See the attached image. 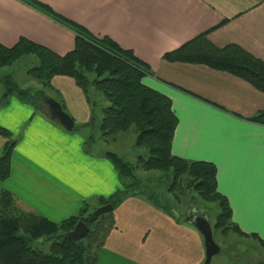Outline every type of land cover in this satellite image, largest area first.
Wrapping results in <instances>:
<instances>
[{"label": "crops", "instance_id": "obj_1", "mask_svg": "<svg viewBox=\"0 0 264 264\" xmlns=\"http://www.w3.org/2000/svg\"><path fill=\"white\" fill-rule=\"evenodd\" d=\"M39 1L146 64L151 75L143 84L170 100L178 121L172 155L212 163L232 223L264 240V126L249 121L264 109V94L226 72L162 58L224 21L208 34L209 41L217 47L236 44L264 62V0ZM20 38L61 56L75 40L70 30L23 1L0 0V44L11 48ZM51 84L63 100L67 91L69 115L88 122L90 108L74 81L56 76ZM0 126L17 139L1 187L22 210L62 221L78 214L84 201L119 188L111 163L100 153L83 152V133L61 130L14 96L0 106ZM4 143L0 138V153ZM113 217L97 264H203L202 237L191 225L177 224L133 198Z\"/></svg>", "mask_w": 264, "mask_h": 264}, {"label": "trees", "instance_id": "obj_2", "mask_svg": "<svg viewBox=\"0 0 264 264\" xmlns=\"http://www.w3.org/2000/svg\"><path fill=\"white\" fill-rule=\"evenodd\" d=\"M21 1L70 30L74 34V48L61 56L25 38H20L11 48L0 44V68L32 56L35 61H31L34 64L27 74L40 84L38 89H23L10 74L2 76L0 83L4 85V93L0 98V106L6 105L8 98L14 96L48 119L43 112V105L51 97L45 91L53 88L51 82L54 77L71 78L86 96L93 89L100 92L107 100V105L101 108V117L97 122L96 113L93 112L95 104L91 103L93 111L89 121L81 126L75 124L69 133H77L82 129L91 132L98 130L101 137L107 138L133 128L136 146L147 154L146 157L138 156V165L145 171H160L163 177H158L156 186H149L140 182L135 175L136 166L124 162L114 152H100L115 169L119 188L108 197L98 196L84 201L76 216L53 223L38 214L22 210L12 193L1 187L10 175V158L17 139L0 126V138L5 140L0 153V264H97L105 240L114 228L113 213L129 197L143 199L177 224L190 225L185 221L186 218L180 219L176 215L178 208L164 197L165 193L173 194L178 202L179 189L180 192L189 189L187 206L197 203L199 199L216 205L218 212L212 230L220 228L226 235L231 227V232L239 237H253L264 247V240L256 235L246 236L232 223L228 201L217 190L216 167L212 163L187 161L172 155L171 145L178 121L170 100L143 84V77L151 75L146 64L131 50L122 49L109 37L93 36L86 28L54 12L47 4L39 0ZM223 24L224 21L164 53L162 58L167 62L203 65L226 72L264 93L262 60L236 44L217 47L207 38L211 31ZM54 100L64 110L63 104ZM49 121L65 131L57 122ZM249 121L264 126V109L249 118ZM94 134H88L83 142L84 153L90 156L99 153ZM105 205H110L112 210L98 217L92 216L96 208ZM78 221L87 225L88 232L82 239L71 241L66 234Z\"/></svg>", "mask_w": 264, "mask_h": 264}, {"label": "rangeland", "instance_id": "obj_3", "mask_svg": "<svg viewBox=\"0 0 264 264\" xmlns=\"http://www.w3.org/2000/svg\"><path fill=\"white\" fill-rule=\"evenodd\" d=\"M34 59L35 58L32 56L24 57L22 59H19L16 62H14L10 66H5V67L0 68V78L4 75L10 74V76H12L13 80L19 85V87H21L23 89H26V88L38 89V88H40V84L38 82H36L34 79H32L31 77H29L27 74V70L29 68H31L34 64V63H31L32 60L35 61ZM242 81H244V80H242ZM45 92H46L47 96H50L51 98L57 99V101H60L63 104L64 111L69 115L66 104H69V102L71 100L69 99V95H68L67 91H66V94L63 95V96H65L64 100L61 97L62 95H60V94L58 95L56 93V90H54V88L47 89ZM258 92H260V91H258ZM3 93H4V85L0 83V98L2 97ZM83 96L85 99L84 101H86L88 108H90V116H91V111H93V107L90 104L94 102V104H95L94 109L95 110L93 112L96 113V115H95L97 118L96 121L98 122V120L101 117L100 110L102 107H105L107 105V100H105L104 96L100 92H98L94 89L90 90V93L88 94V96H86L84 94H83ZM64 102L66 104H64ZM76 102H77V100H76ZM72 120L76 121V120H74V118H72ZM83 124H85V123L76 121V126H81ZM97 131L91 132L90 130L82 129L81 131H79V133H83L84 139H85L88 136V134H94V132H95V134H94L95 140H96L95 144H96V148L99 151V153L100 152L105 153L107 151L112 152V153L114 152L124 162H129L133 166H136L135 175L138 177L140 182L147 183L149 186H156L157 185L156 181L158 180V177L162 179L163 174L160 171H155V170L145 171L142 169V167L140 165H138V163H137L138 156L144 155L146 157L147 154H146V151L144 149L136 146V144H135L136 143V132L134 131L133 128H130L126 132L115 133L112 136L107 137V138L101 137V135L99 134L100 132L99 131L97 132ZM83 152H84V150H83ZM180 188H183V187H180ZM180 191H181V189H179L177 191V194H179V201L178 202L175 201V197H173V194H168V193L164 194V197L169 198V201L172 204H174V206L176 208H178V212H176V215L180 219H184V218L189 217L192 212H196L197 214L202 213L203 216H205L209 219L210 224H211V229H212V227L214 226V223H215V217H216L217 212H218L216 205L214 203H207V202L201 201L199 199V201L197 203H191L190 205L187 206L186 203L189 199V195H188L189 189H185V190H183V192H180ZM174 196H177V195H174ZM129 198H133V199L142 201V202L146 203L147 205H149L150 207H152L149 203H147L143 199L134 198V197H129ZM82 205H83V203L81 204V206ZM200 206H201V208H200ZM152 208H154V207H152ZM155 210H157V209H155ZM25 212L35 213V214H38L39 216L46 218L45 216H43L42 214H40L38 212H32V211H25ZM197 214H195V215H197ZM49 221H51V220H49ZM51 222L59 223L61 221L58 220V221H51ZM229 230H230V232L226 235H224L223 230L220 228L212 230L213 239H214L215 243L219 246L220 251L216 256H214L212 258L210 264H264V247H262L256 239H254L253 237L241 238L236 233L231 232V227L229 228Z\"/></svg>", "mask_w": 264, "mask_h": 264}, {"label": "water", "instance_id": "obj_4", "mask_svg": "<svg viewBox=\"0 0 264 264\" xmlns=\"http://www.w3.org/2000/svg\"><path fill=\"white\" fill-rule=\"evenodd\" d=\"M43 112L49 120L57 122L66 132L72 131L74 128V121L62 109L60 104L52 98L45 100L43 105ZM112 210L110 205L101 206L95 209L92 216L98 217L102 214L108 213ZM202 237L204 248V262L203 264H210L214 256H216L220 248L213 239L210 221L203 215H191L185 219ZM88 232V227L83 221H78L73 229L66 234L71 241H78L82 239Z\"/></svg>", "mask_w": 264, "mask_h": 264}, {"label": "flooded vegetation", "instance_id": "obj_5", "mask_svg": "<svg viewBox=\"0 0 264 264\" xmlns=\"http://www.w3.org/2000/svg\"><path fill=\"white\" fill-rule=\"evenodd\" d=\"M195 214H197V213H196V212H192V213H191V215H195ZM191 215H190V216H191ZM198 215H202V213H200V214H198Z\"/></svg>", "mask_w": 264, "mask_h": 264}]
</instances>
